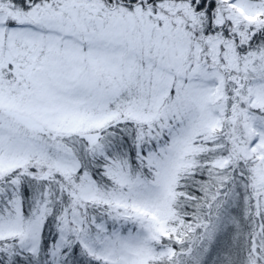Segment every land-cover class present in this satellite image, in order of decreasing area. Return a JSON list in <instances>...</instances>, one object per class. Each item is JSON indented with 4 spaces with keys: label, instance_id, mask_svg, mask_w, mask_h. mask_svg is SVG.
<instances>
[{
    "label": "snow or ice",
    "instance_id": "6c2138e0",
    "mask_svg": "<svg viewBox=\"0 0 264 264\" xmlns=\"http://www.w3.org/2000/svg\"><path fill=\"white\" fill-rule=\"evenodd\" d=\"M0 264H264V0H0Z\"/></svg>",
    "mask_w": 264,
    "mask_h": 264
}]
</instances>
